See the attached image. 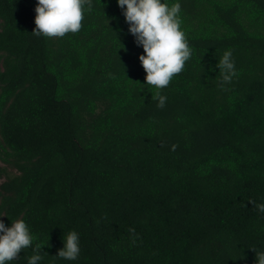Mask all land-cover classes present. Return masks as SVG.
<instances>
[{
	"label": "trees",
	"instance_id": "16d2710c",
	"mask_svg": "<svg viewBox=\"0 0 264 264\" xmlns=\"http://www.w3.org/2000/svg\"><path fill=\"white\" fill-rule=\"evenodd\" d=\"M166 2L192 56L157 90L116 0H93L62 38L32 34L36 0H0V213L29 225L38 264H256L264 251V0ZM227 50L238 75L223 91ZM73 230L78 260L55 257Z\"/></svg>",
	"mask_w": 264,
	"mask_h": 264
},
{
	"label": "clouds",
	"instance_id": "9594fccd",
	"mask_svg": "<svg viewBox=\"0 0 264 264\" xmlns=\"http://www.w3.org/2000/svg\"><path fill=\"white\" fill-rule=\"evenodd\" d=\"M128 25V34L134 37L137 47L143 48L139 56L141 66L146 72V86L157 90L166 88L174 76L180 74L192 56L185 32L181 28V5L166 0H116ZM93 0H36L35 29L37 37L62 38L68 33H77L82 28L85 12H91ZM219 69L218 86L227 91L238 75L231 50L224 51L216 64ZM158 107L165 106L166 97L158 96ZM264 213V204L256 206ZM6 215L0 213V264H11L20 254L33 248L35 236L29 225L22 219L11 220V226L4 222ZM8 217V216H7ZM64 246L55 257L66 261H77L80 252V237L70 231L63 239ZM39 245L28 257V264H38L42 256ZM256 264H264V251H254Z\"/></svg>",
	"mask_w": 264,
	"mask_h": 264
},
{
	"label": "rangeland",
	"instance_id": "374dc122",
	"mask_svg": "<svg viewBox=\"0 0 264 264\" xmlns=\"http://www.w3.org/2000/svg\"><path fill=\"white\" fill-rule=\"evenodd\" d=\"M0 166H3V164L0 162ZM3 182L2 179H0V184Z\"/></svg>",
	"mask_w": 264,
	"mask_h": 264
}]
</instances>
